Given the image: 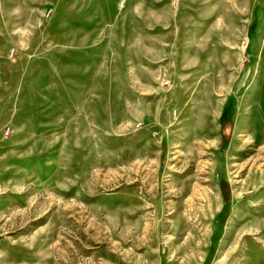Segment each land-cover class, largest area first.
Listing matches in <instances>:
<instances>
[{
  "label": "rangeland",
  "instance_id": "obj_1",
  "mask_svg": "<svg viewBox=\"0 0 264 264\" xmlns=\"http://www.w3.org/2000/svg\"><path fill=\"white\" fill-rule=\"evenodd\" d=\"M0 264H264V0H0Z\"/></svg>",
  "mask_w": 264,
  "mask_h": 264
},
{
  "label": "trees",
  "instance_id": "obj_2",
  "mask_svg": "<svg viewBox=\"0 0 264 264\" xmlns=\"http://www.w3.org/2000/svg\"><path fill=\"white\" fill-rule=\"evenodd\" d=\"M222 120H224V116H223V115L221 116V121H222Z\"/></svg>",
  "mask_w": 264,
  "mask_h": 264
}]
</instances>
